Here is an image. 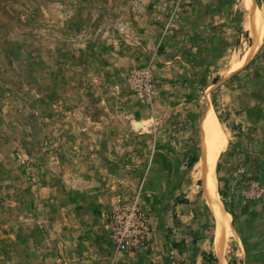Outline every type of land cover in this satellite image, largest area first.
I'll return each mask as SVG.
<instances>
[{"label": "rangeland", "instance_id": "1", "mask_svg": "<svg viewBox=\"0 0 264 264\" xmlns=\"http://www.w3.org/2000/svg\"><path fill=\"white\" fill-rule=\"evenodd\" d=\"M87 222L112 261L264 264V0H0V264H77Z\"/></svg>", "mask_w": 264, "mask_h": 264}, {"label": "crops", "instance_id": "2", "mask_svg": "<svg viewBox=\"0 0 264 264\" xmlns=\"http://www.w3.org/2000/svg\"><path fill=\"white\" fill-rule=\"evenodd\" d=\"M107 125L110 126L112 124L107 123ZM80 235L85 237V244H80V242L82 241L79 237ZM67 241L69 245L75 247L74 251L69 253L73 260H77V264H146V262L149 263L148 258L139 257V254H132L122 257L120 256L116 258L115 261H112L113 255L110 249H108L106 246V237L100 235L99 230H96L95 225H90L88 224V222L85 227H82L79 231H77V234L75 236H68ZM222 250L223 247L219 249V257L221 258L222 256L220 251ZM204 252L206 251L204 250ZM211 255L214 259L217 260V262H215L216 264H222L215 252H211ZM190 257H193V255H190L188 258ZM195 258L197 264H201L202 261L204 262V260H202V257L200 256V253L199 255H195ZM223 260L224 264H229V260L226 258V254L224 253Z\"/></svg>", "mask_w": 264, "mask_h": 264}, {"label": "bare ground", "instance_id": "3", "mask_svg": "<svg viewBox=\"0 0 264 264\" xmlns=\"http://www.w3.org/2000/svg\"><path fill=\"white\" fill-rule=\"evenodd\" d=\"M253 37L255 39L254 44L255 43L257 44L258 38L256 37L255 34H253ZM214 122H215L214 118L212 116H210L209 120L207 122V126H208V130H207L208 131V138L207 139L208 140H215V141L218 140L217 142L221 144L222 139L220 137L221 136L220 129L218 128L219 130H217L215 132V130L213 128V125H215V124H212ZM215 135H216V137H215ZM213 153H214L213 149H210L209 155H207L209 163H210L211 155H213ZM202 178L205 179V181L203 182V189L202 190L204 191V194H205L207 200L210 202L211 209L213 210V212L216 216V219H217L218 237L219 238L217 237V242H215V245H216L215 249L219 250L221 248V244H222V241L220 240L221 237H223V240H224L225 236H227V233H231L230 215L227 212L223 211L222 208L219 207V205H217V204L215 205V204L211 203L212 179H211V177L209 178V177L205 176L204 174L202 175ZM217 254H219L218 251H217Z\"/></svg>", "mask_w": 264, "mask_h": 264}, {"label": "built area", "instance_id": "4", "mask_svg": "<svg viewBox=\"0 0 264 264\" xmlns=\"http://www.w3.org/2000/svg\"><path fill=\"white\" fill-rule=\"evenodd\" d=\"M151 78L152 74L150 70L143 69L138 72H133L130 80L134 81V84H139L142 88V96H144L147 100L151 98L152 94V86H151Z\"/></svg>", "mask_w": 264, "mask_h": 264}]
</instances>
